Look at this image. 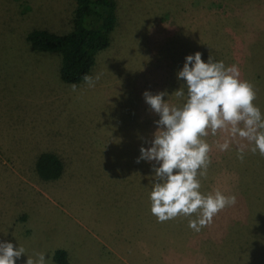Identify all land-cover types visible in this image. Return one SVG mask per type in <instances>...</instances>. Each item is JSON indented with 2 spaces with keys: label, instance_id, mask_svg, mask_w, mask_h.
<instances>
[{
  "label": "rangeland",
  "instance_id": "1",
  "mask_svg": "<svg viewBox=\"0 0 264 264\" xmlns=\"http://www.w3.org/2000/svg\"><path fill=\"white\" fill-rule=\"evenodd\" d=\"M118 24L91 72L100 79L73 91L61 59L35 52L33 30L72 31L75 0H0V242L28 256L66 250L71 264H264V157L246 140L211 146L202 194L219 190L237 202L196 232L191 217L158 222L151 213L150 147L158 114L143 93L174 92L188 55L237 65L254 85L264 116V0H116ZM186 91V90H185ZM173 94V95H172ZM237 141L239 143H237ZM245 144L244 159L238 158ZM64 164L56 181L36 172L40 155Z\"/></svg>",
  "mask_w": 264,
  "mask_h": 264
},
{
  "label": "clouds",
  "instance_id": "2",
  "mask_svg": "<svg viewBox=\"0 0 264 264\" xmlns=\"http://www.w3.org/2000/svg\"><path fill=\"white\" fill-rule=\"evenodd\" d=\"M202 55L199 51L188 55L177 74L178 79L185 82L174 92L177 97H185L182 106L166 101V91L143 93L146 103L159 119L155 121L157 130L150 147L142 146L136 161L155 162L150 200L151 213L158 222L196 214V218L188 223V227L196 232L210 225L213 217L226 206L237 202L235 195L225 196L219 190L214 194L200 191L198 176H207L211 162V146L204 139L209 136V130L212 136L225 133L224 142L217 144L221 151L228 150L239 137L254 144L252 153L259 151L264 157V116L254 104L257 98L254 85L240 79L237 65L226 67L223 61H215L212 54L205 62ZM99 79V74L83 77L89 87H95ZM71 88L76 91L77 85L72 84ZM246 147L239 144L240 160L244 159ZM24 254L27 253L23 246L17 248L12 242H0V264H16ZM26 264H48V260L45 253L37 252L35 258L28 256Z\"/></svg>",
  "mask_w": 264,
  "mask_h": 264
},
{
  "label": "trees",
  "instance_id": "3",
  "mask_svg": "<svg viewBox=\"0 0 264 264\" xmlns=\"http://www.w3.org/2000/svg\"><path fill=\"white\" fill-rule=\"evenodd\" d=\"M118 24L116 0H76L72 31L57 35L48 30H33L27 41L35 52L56 54L61 59L60 78L68 85H80L90 75L97 56L110 48L111 35ZM43 181H56L64 173V164L55 154L44 153L36 162ZM55 264H71L66 250L55 251Z\"/></svg>",
  "mask_w": 264,
  "mask_h": 264
},
{
  "label": "crops",
  "instance_id": "4",
  "mask_svg": "<svg viewBox=\"0 0 264 264\" xmlns=\"http://www.w3.org/2000/svg\"><path fill=\"white\" fill-rule=\"evenodd\" d=\"M76 1V0H75Z\"/></svg>",
  "mask_w": 264,
  "mask_h": 264
}]
</instances>
